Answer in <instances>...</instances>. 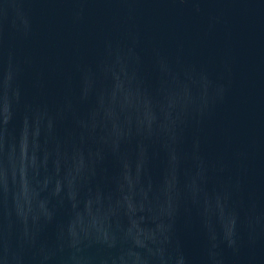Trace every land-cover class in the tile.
Listing matches in <instances>:
<instances>
[{
  "label": "water",
  "instance_id": "obj_1",
  "mask_svg": "<svg viewBox=\"0 0 264 264\" xmlns=\"http://www.w3.org/2000/svg\"><path fill=\"white\" fill-rule=\"evenodd\" d=\"M0 264H264V0H0Z\"/></svg>",
  "mask_w": 264,
  "mask_h": 264
}]
</instances>
